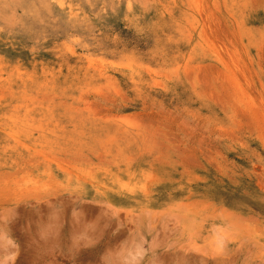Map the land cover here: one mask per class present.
Returning a JSON list of instances; mask_svg holds the SVG:
<instances>
[{"label": "rangeland", "instance_id": "obj_1", "mask_svg": "<svg viewBox=\"0 0 264 264\" xmlns=\"http://www.w3.org/2000/svg\"><path fill=\"white\" fill-rule=\"evenodd\" d=\"M0 264H264V0H0Z\"/></svg>", "mask_w": 264, "mask_h": 264}]
</instances>
